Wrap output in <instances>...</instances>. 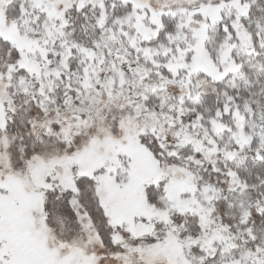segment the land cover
Returning <instances> with one entry per match:
<instances>
[{
    "label": "snow or ice",
    "instance_id": "obj_1",
    "mask_svg": "<svg viewBox=\"0 0 264 264\" xmlns=\"http://www.w3.org/2000/svg\"><path fill=\"white\" fill-rule=\"evenodd\" d=\"M0 264H264V0H0Z\"/></svg>",
    "mask_w": 264,
    "mask_h": 264
}]
</instances>
